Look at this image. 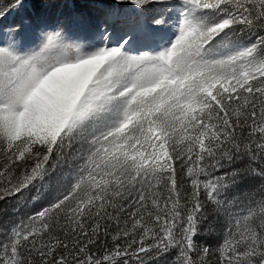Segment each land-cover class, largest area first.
<instances>
[{
  "label": "snow or ice",
  "instance_id": "snow-or-ice-1",
  "mask_svg": "<svg viewBox=\"0 0 264 264\" xmlns=\"http://www.w3.org/2000/svg\"><path fill=\"white\" fill-rule=\"evenodd\" d=\"M0 264H264V0H0Z\"/></svg>",
  "mask_w": 264,
  "mask_h": 264
}]
</instances>
